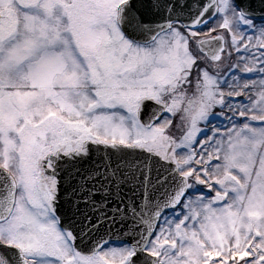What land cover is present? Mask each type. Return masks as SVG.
Wrapping results in <instances>:
<instances>
[{"label": "snow or ice", "instance_id": "snow-or-ice-1", "mask_svg": "<svg viewBox=\"0 0 264 264\" xmlns=\"http://www.w3.org/2000/svg\"><path fill=\"white\" fill-rule=\"evenodd\" d=\"M0 264H264V0H0Z\"/></svg>", "mask_w": 264, "mask_h": 264}]
</instances>
